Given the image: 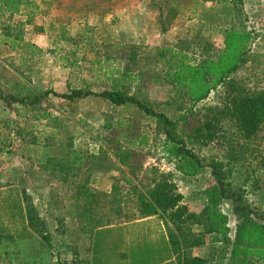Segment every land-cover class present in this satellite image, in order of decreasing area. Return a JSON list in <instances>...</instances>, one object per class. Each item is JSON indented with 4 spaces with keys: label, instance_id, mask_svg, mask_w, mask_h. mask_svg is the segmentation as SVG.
<instances>
[{
    "label": "rangeland",
    "instance_id": "374dc122",
    "mask_svg": "<svg viewBox=\"0 0 264 264\" xmlns=\"http://www.w3.org/2000/svg\"><path fill=\"white\" fill-rule=\"evenodd\" d=\"M177 1L35 0L33 10L23 9L10 19L0 16V90L5 94L33 96L78 88L100 92L110 87L111 70L128 68L139 72L128 93L177 121L176 134L200 159L193 174L178 173L165 135L135 106H116L94 96L70 102L50 95L31 106L0 101V179L29 191L26 204L43 221L41 236L46 241L76 225L65 215L66 183L58 178L59 171L36 160L46 145L53 159L60 157L62 145L65 153L77 151L83 157L76 167L79 179L95 172L105 187L113 185L102 192L95 209L102 221L131 216L136 196L150 188L154 170L175 173L184 202L200 213L206 202L202 191L214 183L207 166L210 158L221 160L232 187H241L249 206L264 212V170L257 165V154L264 151V129L245 143L230 121L213 119L208 123L216 133L206 144L187 136L221 105L223 81L232 79L249 91L264 90V0H230L227 17L219 0L199 2L196 8L192 0H182L183 6ZM29 11L31 23L22 25ZM4 31L19 32V45L35 46L33 55L21 46L13 49ZM160 48L188 57L170 77L164 74L165 63L158 61ZM216 206L208 225L233 239L240 218L229 200ZM191 228L194 234L204 229L195 224ZM217 237L218 232L205 234L204 245L190 253L216 264L221 258Z\"/></svg>",
    "mask_w": 264,
    "mask_h": 264
},
{
    "label": "trees",
    "instance_id": "16d2710c",
    "mask_svg": "<svg viewBox=\"0 0 264 264\" xmlns=\"http://www.w3.org/2000/svg\"><path fill=\"white\" fill-rule=\"evenodd\" d=\"M175 1L177 0H171V4L175 3ZM207 1L212 0H192L193 7L196 8L199 2ZM177 2L179 6L185 4L182 0H178ZM219 2L223 6L224 15L226 17L229 16L230 6L228 4L230 0H219ZM35 7V0H0V16L8 15L7 19H10L13 15L20 14L23 9L33 10ZM172 12V14H176L175 9ZM178 12H181V10H177ZM31 15V11L26 13V20L21 22L22 25L31 23ZM2 34L5 40H9L13 49L17 50V47L21 46L23 49H26L25 51L29 56L33 55L35 46L28 43L19 45L21 39L19 32L14 34L4 31ZM158 53L160 54L158 61L166 65V70L164 71L166 77H170L173 69L188 60L186 55L182 56L181 53L171 48H160L158 49ZM138 73L131 72L128 68L122 70L117 67L109 72L110 87L100 92L78 88L71 89L68 93L45 90L33 96H20L12 93L5 94L0 90V101L7 106H11L14 103L31 106L40 103V101L48 98L50 95L70 102L94 96L107 100L116 106H135V108L142 111L145 117L152 119L158 125V130L165 135V143L170 145L168 148L171 155H168L170 158H173L176 171L180 174H193L196 171L195 166H201L200 159L192 150L187 148L186 142L176 134L177 121L169 119L164 113L154 110L147 103L135 97V95L128 93L127 88L132 81L137 79ZM222 83L225 88L221 105L214 107V115L210 119L206 117L204 123L194 127L193 133L187 135L188 138L197 140L201 144H206L207 140L212 139L216 133L215 128L209 125V120L212 121L214 119L219 122L222 119H226L234 125L243 142L248 143L253 141L264 129V90H246L232 79L223 81ZM41 116L44 118L49 117L46 113H43ZM50 135L51 133H49ZM200 137L203 139H200ZM62 146L63 150L60 157L53 159V151L50 146L46 145L43 147L39 157L36 156V160L43 163L44 168L53 164L55 170L59 171L58 178L66 184L75 186L73 189L75 194L71 196L74 201L73 208L65 209L64 205L65 215L77 216L78 219L88 220V226L91 231L102 221L99 220L102 217H99L95 213V209L97 210L99 198L103 196V193L95 191L86 185L89 181V174L84 178L83 182L79 180L76 167L80 164V157L77 151L65 153L66 145ZM240 150L245 151L243 145L240 147ZM13 152L14 150L12 149L7 150L8 154L13 155ZM232 153H234L233 149ZM119 157L122 162L126 161V156L120 154ZM233 158H236V155H233ZM257 165L259 169L264 170V151L257 154ZM207 166L213 176L214 183L202 191L206 197V202L200 213L197 214L191 211L184 202V196L177 190V186L173 180L174 176L172 175L175 173L154 170V174L150 178V183L152 184L147 191H141L136 196L131 216L127 215L123 218L115 217L114 219L108 218L102 222H116L120 219H133L159 214L164 220L170 247L178 264H208L210 260L207 257L193 255L190 251L204 245L202 237L205 234L215 232L219 233L216 241L220 243L219 250L221 254V258L216 264H264V212H256L249 206L241 187H232L231 183L227 180V170L224 168L225 164L221 160L216 161L214 158H210ZM126 181L129 182L128 179ZM256 183L257 180L254 181V184ZM26 197L25 194V202H27ZM221 200H229L232 203L235 214L240 218L233 239L220 231L219 227L208 225V222L213 218L212 214L217 212L216 203ZM117 208L119 214L121 207L117 206ZM26 210L30 226L41 235L45 230L43 221L39 219L40 217L33 214L32 207L27 204ZM216 214L214 218L219 215L218 213ZM193 224L202 225L203 231L194 234L191 228ZM38 225L40 226L39 228L37 227ZM42 238L46 240L47 237L42 236ZM56 264L86 263L77 257L72 258L70 262L57 258Z\"/></svg>",
    "mask_w": 264,
    "mask_h": 264
},
{
    "label": "crops",
    "instance_id": "0c3cea01",
    "mask_svg": "<svg viewBox=\"0 0 264 264\" xmlns=\"http://www.w3.org/2000/svg\"><path fill=\"white\" fill-rule=\"evenodd\" d=\"M80 160L81 164L82 156ZM92 173L86 185L108 192L113 185L105 187L102 179ZM74 188L66 184L65 209L73 208ZM28 192L0 179V264H56L62 257L66 262L79 257L86 264H178L159 214L102 222L91 231L88 220L67 216L70 222L75 221V228L72 225L64 235L46 241L30 226L24 200Z\"/></svg>",
    "mask_w": 264,
    "mask_h": 264
}]
</instances>
